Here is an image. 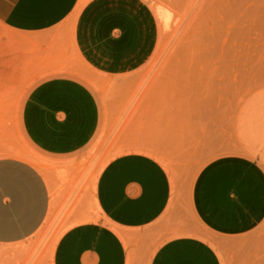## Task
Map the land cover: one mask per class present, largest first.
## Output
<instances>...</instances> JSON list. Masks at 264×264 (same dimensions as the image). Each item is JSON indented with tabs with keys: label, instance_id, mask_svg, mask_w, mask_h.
<instances>
[{
	"label": "rangeland",
	"instance_id": "rangeland-1",
	"mask_svg": "<svg viewBox=\"0 0 264 264\" xmlns=\"http://www.w3.org/2000/svg\"><path fill=\"white\" fill-rule=\"evenodd\" d=\"M142 1L158 26L147 68L134 86L86 76L100 96L101 131L93 146L69 159L45 157L23 139L17 109L31 79L21 68L19 37L0 24V157L36 166L51 195L40 229L28 241L0 247V264H50L67 230L109 224L92 197L97 176L142 138L164 146L157 157L175 201L158 221L130 231L142 254L137 264H147L162 241L184 235L208 243L221 264H264V218L243 234L222 236L189 201L196 178L220 158L244 159L264 176V0Z\"/></svg>",
	"mask_w": 264,
	"mask_h": 264
},
{
	"label": "crops",
	"instance_id": "crops-1",
	"mask_svg": "<svg viewBox=\"0 0 264 264\" xmlns=\"http://www.w3.org/2000/svg\"><path fill=\"white\" fill-rule=\"evenodd\" d=\"M0 24L19 37L21 68L31 79L18 103L19 130L29 147L52 159L82 154L100 134L103 108L86 76L134 86L158 41L157 21L142 0H0ZM140 143L97 176L92 197L109 224L67 230L50 264H137L142 254L130 231L158 221L175 201L157 157L164 146ZM189 201L208 229L240 235L264 218V176L244 159L220 158L196 178ZM50 204L36 166L0 157V247L31 239ZM146 263L221 264L208 243L185 235L162 241Z\"/></svg>",
	"mask_w": 264,
	"mask_h": 264
}]
</instances>
